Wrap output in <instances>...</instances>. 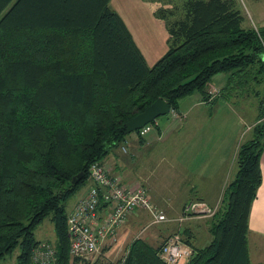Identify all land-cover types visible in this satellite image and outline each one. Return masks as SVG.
Instances as JSON below:
<instances>
[{"label": "trees", "instance_id": "16d2710c", "mask_svg": "<svg viewBox=\"0 0 264 264\" xmlns=\"http://www.w3.org/2000/svg\"><path fill=\"white\" fill-rule=\"evenodd\" d=\"M13 1L0 0V261L19 248L18 264H32L35 230L51 218L58 263L77 264L67 201L88 185L91 165L124 142L126 123L156 100L173 110L196 92L209 101L217 74L227 75L222 96L241 90L260 99L264 27L245 26L234 0H186L184 16L167 25L169 49L149 66L111 0H16L7 9ZM263 152L261 112L221 205L205 217L210 242L194 246L183 228L173 235L192 249L183 264H252L249 221ZM106 206L102 200L99 209ZM168 239L136 237L107 264H168Z\"/></svg>", "mask_w": 264, "mask_h": 264}, {"label": "crops", "instance_id": "0c3cea01", "mask_svg": "<svg viewBox=\"0 0 264 264\" xmlns=\"http://www.w3.org/2000/svg\"><path fill=\"white\" fill-rule=\"evenodd\" d=\"M114 1L111 0V7L118 12L115 6L113 7ZM169 37L168 28L164 27L163 43L168 48L161 56L169 49ZM141 52L147 61V55L142 50ZM225 79L222 78V81L224 82ZM214 101L215 98L209 101L203 100L200 93L183 98L179 104L180 113H178V117L164 116L161 118L163 120L156 119L154 123L145 126L140 131L130 133L124 142L112 148L103 161L110 169L111 174H118L123 178L126 186L131 187L141 184L146 187L150 200L156 203L171 218V221L148 227L149 223L144 225L142 223L145 222L147 217H150L149 212L138 208L116 232V235L118 233L117 243L122 241L124 246H129L136 237H147L161 242L173 236L177 229L183 228L188 230L187 235H185L186 239L188 237L192 244L196 245L198 229L201 227V222L206 221L207 218H189L183 222L175 219L181 216L184 206L190 202L201 200L212 204L218 200L224 187H226V175L229 173L228 167L232 160L231 151L229 153L223 151L222 159L217 156L215 160L212 158L213 149L211 144L208 142L200 143L199 141V136L202 133L187 132L188 129L192 128V125L197 123L199 117L208 114V109H213L212 104L217 100ZM170 133L175 135L174 138L176 139H180L183 135L185 137V145L189 149V153H185L182 158L177 156L178 152L173 155L176 152L175 149L165 145ZM134 134L135 136H131ZM123 147H126V151L123 150ZM168 160L173 162V168H176L175 163L180 165L176 179V191L172 192L169 189L175 184V180L172 184L171 179L169 182H165L161 173L162 165ZM213 161L215 163L211 166L210 162ZM261 168L262 184L252 204L249 221L248 245L252 264H264V152L261 158ZM155 177L160 180L158 186L154 181ZM88 189L89 185L82 189L81 195L69 214L74 210L79 199L87 193ZM174 194L183 195L179 204H174V199L169 196H174ZM141 228L145 229L146 234L143 231L144 229L141 230ZM137 229L139 230L138 235H136ZM134 234L135 236L131 237ZM142 234L145 235L140 236ZM115 236L111 239L113 240ZM127 238H131V240L127 241Z\"/></svg>", "mask_w": 264, "mask_h": 264}, {"label": "rangeland", "instance_id": "374dc122", "mask_svg": "<svg viewBox=\"0 0 264 264\" xmlns=\"http://www.w3.org/2000/svg\"><path fill=\"white\" fill-rule=\"evenodd\" d=\"M14 0L7 9H9ZM186 0H115L113 7L123 17L125 23L127 24L133 39L135 40L137 46L147 55L148 65L152 66L168 48L163 43L164 36V27H167L170 21H175L184 16V3ZM236 7L240 8L243 16L245 17L244 25L253 26L255 28L264 27V0H234ZM162 10H172L174 11L173 16H163ZM168 14V12H167ZM150 53V54H147ZM222 78H227L226 74L220 73L213 77L212 81L209 84V91L213 92L215 89L219 91L222 88L226 87V79L223 82ZM215 88V89H214ZM218 89V90H217ZM225 95L221 94L212 95L211 99H217V102L212 104L213 109H208V114L202 117H199L197 123L192 125V128L188 129V133L198 132L202 133L199 136L200 143H210L211 148L213 149L212 158L216 160L217 156L222 159L223 151L229 153L231 151V164L228 167V172L226 175V186L234 179L237 170V152L242 143H244L250 134L251 126L256 122L257 116L259 113L264 112V107H261V99L264 97V88L260 99L254 94L248 92H242L241 90L237 93L233 90L225 89ZM194 94H198L197 92ZM192 98V97H191ZM172 110V108H171ZM175 112V114H174ZM168 115L176 117L180 113L179 108L174 110ZM210 112V113H209ZM164 116L157 118L158 120H163ZM178 117V116H177ZM135 132V131H134ZM130 135V134H129ZM128 135V136H129ZM131 136H135L131 135ZM175 135L170 133L165 142V145H168L169 148H174L176 152L173 155H176L180 158L184 156L185 153H189V149L185 145L184 135L180 139L174 138ZM178 150H177V149ZM231 148V150H230ZM188 149V150H187ZM123 150L126 151V147H123ZM215 161L210 162L213 166ZM176 168H173V162L170 160L166 161L165 164L161 167V173L165 179V182H169L171 179V184L175 180V184L170 187V192L176 191V179L178 172L180 170V165L175 163ZM179 167V168H178ZM159 177V173H158ZM155 183L159 184V178L155 177ZM89 188L91 183H88ZM86 185V187L88 186ZM220 194V197L215 203L208 205H216L219 201V206L223 201L224 191ZM82 190L75 192L70 199L67 201V210L70 211L75 205L77 199L81 195ZM174 199V204H179L183 198L182 194L172 196ZM202 202L201 200L195 201ZM154 206L158 210H162L156 203ZM143 210V209H142ZM145 210V209H144ZM147 211V210H145ZM164 213L165 211L162 210ZM150 214V213H149ZM166 214V213H165ZM167 215V214H166ZM150 217L145 219V222L142 225L151 222L153 219L152 214ZM169 216V215H168ZM177 216V215H176ZM169 218V217H168ZM205 218V217H204ZM171 219V218H169ZM176 220V219H175ZM201 227L198 229L196 245L197 247H204L211 240V234L208 230L210 227V221H202ZM148 224V225H149ZM158 225V224H156ZM147 228V227H146ZM144 228H141V230ZM140 230V231H141ZM118 231V230H117ZM145 231V229L143 230ZM136 234V232H134ZM139 230L137 229L138 235ZM132 235L131 237L135 236ZM146 234V231H145ZM142 234L140 236H144ZM115 236V235H114ZM35 237L40 243L50 242L55 245L57 241V234L55 226L51 218L44 220L35 230ZM113 237V236H111ZM131 238H127V241H130ZM108 241L103 245H99L98 254L94 256L92 262L99 260L107 264L111 261L119 260L126 252L128 245L123 244V242L117 243L118 233L115 238H107ZM156 241V240H155ZM39 243V244H40ZM104 248L106 249L104 251ZM108 250V251H107ZM107 251V252H106ZM20 253V249L17 248L11 255L7 256L4 260L0 261V264H18L17 256ZM259 255V253H258ZM186 262V260H184ZM184 261H181L184 262Z\"/></svg>", "mask_w": 264, "mask_h": 264}, {"label": "built area", "instance_id": "2783aa9c", "mask_svg": "<svg viewBox=\"0 0 264 264\" xmlns=\"http://www.w3.org/2000/svg\"><path fill=\"white\" fill-rule=\"evenodd\" d=\"M211 93L217 95L219 91L215 89ZM108 172L109 168L102 163L92 165L91 177L95 184L79 199L68 218L70 252L79 259V264L92 262L98 254L99 245L106 243L108 236H114L138 208L152 214L153 219L148 227L171 221L162 210L154 206L146 187L141 184L126 186L119 178H109ZM102 200L107 206L99 209ZM219 202L214 206L204 201L190 202L184 206L183 214L176 220L183 222L189 218L212 216L217 212ZM192 253V249L182 242L179 235L169 238L162 249V257L168 264H181ZM32 264H58L54 247L47 243L36 247Z\"/></svg>", "mask_w": 264, "mask_h": 264}, {"label": "water", "instance_id": "95a60500", "mask_svg": "<svg viewBox=\"0 0 264 264\" xmlns=\"http://www.w3.org/2000/svg\"><path fill=\"white\" fill-rule=\"evenodd\" d=\"M170 112L171 105L163 99H158L148 106L143 112L139 113L126 123V132L132 133L136 130H140L153 123L157 118L170 114ZM81 177L82 174H79V176L75 177L72 182L76 184Z\"/></svg>", "mask_w": 264, "mask_h": 264}, {"label": "bare ground", "instance_id": "6f19581e", "mask_svg": "<svg viewBox=\"0 0 264 264\" xmlns=\"http://www.w3.org/2000/svg\"><path fill=\"white\" fill-rule=\"evenodd\" d=\"M95 163H102V164H104V162H95ZM95 163H93V164H95ZM92 164V165H93ZM92 165H91V167H92ZM105 166H106V164H104ZM107 167V166H106ZM108 176H109V178H119L120 179V181L122 182V184H124V185H126L125 183H124V181H123V178L120 176V175H118V174H111V171H110V169H109V172H108ZM89 181L91 182V187L95 184V182H94V180L92 179V177H91V168H90V178H89ZM72 213V212H71ZM70 213V214H71ZM70 214H69V216H70ZM69 218V217H68ZM68 232H69V226H68ZM116 235V234H115ZM108 238H113V237H111V235L110 236H108ZM43 243H47V244H49V245H51V246H53L54 247V251H55V256H56V247H55V245H53L52 243H50V242H48V241H46V242H43ZM42 243H40L39 245H41ZM38 245V246H39ZM37 246V247H38ZM70 254H71V252H70ZM33 257H34V254H33ZM71 257H72V259L73 260H78V263L77 264H79V259L78 258H76V257H73L72 256V254H71ZM56 259H57V256H56ZM57 262H58V260H57ZM32 263H33V260H32ZM59 264V263H58Z\"/></svg>", "mask_w": 264, "mask_h": 264}]
</instances>
